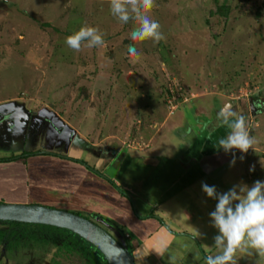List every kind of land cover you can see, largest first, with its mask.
Instances as JSON below:
<instances>
[{
  "label": "rangeland",
  "instance_id": "obj_1",
  "mask_svg": "<svg viewBox=\"0 0 264 264\" xmlns=\"http://www.w3.org/2000/svg\"><path fill=\"white\" fill-rule=\"evenodd\" d=\"M155 4L147 14L161 25L159 43L133 41L138 25L113 17L110 0H0V159L14 158L0 170V203L38 204L88 219L126 251L136 247L135 264H170L171 257L174 264H206L219 252V233L209 215L217 201L202 183L223 193L264 182V109L258 112L264 105V0ZM84 25L98 27L105 44L69 48L66 38ZM129 45L141 53L139 61L128 54ZM225 106L246 110L257 141L247 153L219 148L229 132L217 119ZM126 153L133 160L126 172L152 158L146 169L168 172L159 182L178 181L170 160L185 169L182 180L193 176L197 160L218 166L199 173L194 184L169 189L175 194L152 207L144 223L136 218L142 186L129 197L124 186L119 193L113 185L122 182L117 171ZM154 160L164 163L157 167ZM5 251L3 245L0 264H49L52 257L50 247L45 257L32 245ZM237 257V264H264L256 253Z\"/></svg>",
  "mask_w": 264,
  "mask_h": 264
},
{
  "label": "clouds",
  "instance_id": "obj_2",
  "mask_svg": "<svg viewBox=\"0 0 264 264\" xmlns=\"http://www.w3.org/2000/svg\"><path fill=\"white\" fill-rule=\"evenodd\" d=\"M155 6V0H110L113 17L122 24L134 21L138 25L131 32L133 41L151 39L159 43L165 39L161 25L147 14ZM103 36L98 27L84 25L69 35L65 42L72 50L80 51L82 46H103ZM127 51L135 60L141 59V53L135 46L129 45ZM217 119L221 126L229 129L227 136L218 140L219 148L226 153L233 149L247 153L250 148L254 149L257 141L250 135L243 115L225 106L218 112ZM240 159L242 160L243 156ZM230 163L235 164L234 153ZM202 190L207 197L217 201L215 210L209 215L212 226L219 233L214 237V247L219 252L208 256L206 264H237L238 252L248 256L256 253L259 259L264 260V182L257 180L251 187L240 183L223 193L218 192L215 186L202 183ZM175 259L171 257L170 264H174Z\"/></svg>",
  "mask_w": 264,
  "mask_h": 264
},
{
  "label": "trees",
  "instance_id": "obj_3",
  "mask_svg": "<svg viewBox=\"0 0 264 264\" xmlns=\"http://www.w3.org/2000/svg\"><path fill=\"white\" fill-rule=\"evenodd\" d=\"M223 10L225 13L226 8ZM12 159L14 158L0 159V162H8ZM6 241L7 245L4 244ZM3 245L6 255L32 245L36 252L43 250V257L50 247L49 255L52 257L49 264H69L70 261L75 262V260L81 264H108L104 256L83 238L66 229L52 226L0 221V248ZM135 250L136 247L127 248L131 254Z\"/></svg>",
  "mask_w": 264,
  "mask_h": 264
},
{
  "label": "water",
  "instance_id": "obj_4",
  "mask_svg": "<svg viewBox=\"0 0 264 264\" xmlns=\"http://www.w3.org/2000/svg\"><path fill=\"white\" fill-rule=\"evenodd\" d=\"M0 221L66 229L96 248L108 264H135L121 244L98 225L74 213L38 204L0 203Z\"/></svg>",
  "mask_w": 264,
  "mask_h": 264
},
{
  "label": "crops",
  "instance_id": "obj_5",
  "mask_svg": "<svg viewBox=\"0 0 264 264\" xmlns=\"http://www.w3.org/2000/svg\"><path fill=\"white\" fill-rule=\"evenodd\" d=\"M194 153H196V151ZM29 154H31V153H29ZM37 154H39V153H37ZM187 155H189V154H187ZM217 156H219V154H216V157ZM187 157H189V156H187ZM138 159L136 157L135 161H137ZM121 160L122 161H121V164L119 165V169H118L119 171H117V173H118V178H121L122 182L120 181L121 183L117 184V182L114 179V184H113L114 188L116 190H118V192L120 193L119 189H121V191H122L123 190L122 187L124 186L125 193L126 194L128 193L129 195L128 194L127 195L130 197V191L134 190V187H135L136 184H138L139 186H142L141 187L142 190H140V191H141V193L144 196L143 199H144L145 202L142 201V200H139L141 204L138 205L139 206V209H138L139 213L136 216V218H138L140 221H144V223L151 221V220H149V219L152 218L151 216H149V215H151L149 210H151L152 207H157V206L161 205L162 204L161 201L164 200V199H169L170 200L171 197L170 198H168V197L172 196L173 194H175V193H173V194L170 193L169 189L170 190H174L175 189L177 191V190H179V188L188 186L189 183H193L194 184V181H197L198 178H199V176H198L199 173H204V172L208 173L209 170H212V168H215L216 166H218L217 164H215V162L214 163L211 162V164H210L209 161H207V162L202 164V163L199 162V160H197V161H195L196 163L193 164L190 167L192 170H189V171H191L193 176L188 175L189 178L187 176L186 179L182 180V177H185L183 175V173L185 172V169L182 170V168H180L178 165H176V163H175L176 159L175 160H170V162H172V165L170 166V168H172V169L169 172H173V168H174V165H175L176 171H177L176 178H178V176H179L178 181H176L177 179H175V183H174V182H172V180L170 178L168 179V177H167V179L166 178L161 179L162 178L161 175L162 176L163 175H166V176L168 175V172H167V174H165V172H163L164 168L162 169V171L160 170L161 168H155L156 170L155 169L152 170L151 168L146 169V167H147L146 163L149 164L152 161V158H146V162H144V163H141L138 160L136 162L135 166H134V168L135 167L136 168L133 169L131 172L130 171L126 172L128 166L133 163L131 155L129 156L126 153V155ZM157 161H158V166L157 167H161V165L164 163V162L162 163L159 160H154V162H156V163H157ZM215 161H216V159H215ZM197 162H199V163H197ZM216 162L219 163V161H216ZM4 163H9V161L8 162H4ZM156 163H154V164H156ZM2 165H3V162H0V170L1 171L3 169ZM159 177H161L160 178V182L158 181ZM118 178L116 177V179H118ZM104 179H106V178H104ZM0 180H1V177H0ZM108 180H110V179H108ZM169 193H170V195H169ZM161 198H163V199H161ZM146 201L150 202V205H148L146 203ZM135 210L138 212L137 209H135ZM173 215H174V213L171 215V218H173ZM167 227L170 228V226H167ZM170 231H174V234L173 233L172 234L175 237L183 236L182 234H176V233H179L178 231H181L179 229L178 230H173V227H172V229Z\"/></svg>",
  "mask_w": 264,
  "mask_h": 264
},
{
  "label": "flooded vegetation",
  "instance_id": "obj_6",
  "mask_svg": "<svg viewBox=\"0 0 264 264\" xmlns=\"http://www.w3.org/2000/svg\"><path fill=\"white\" fill-rule=\"evenodd\" d=\"M252 105V100L250 99V106ZM252 107V106H251ZM264 109V105L262 104V106L260 107V109L258 110V112L259 111H261V110H263ZM239 114H241V115H243L244 117H246L247 116V113H245L246 112V110L245 109H243V107L242 106H240V108L238 109L237 108V110H236ZM250 112H251V114L253 113V111H252V109L250 110ZM49 154H51V153H49ZM51 155H53V153L51 154ZM73 161H75L76 162V160H73Z\"/></svg>",
  "mask_w": 264,
  "mask_h": 264
}]
</instances>
